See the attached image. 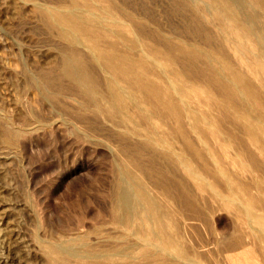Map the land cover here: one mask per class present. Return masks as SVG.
Instances as JSON below:
<instances>
[{
	"label": "bare ground",
	"instance_id": "6f19581e",
	"mask_svg": "<svg viewBox=\"0 0 264 264\" xmlns=\"http://www.w3.org/2000/svg\"><path fill=\"white\" fill-rule=\"evenodd\" d=\"M25 1L65 44L40 95L66 83L70 118L118 141L104 147L118 252L45 246L49 260L264 264V0H173L189 22L168 34L112 0Z\"/></svg>",
	"mask_w": 264,
	"mask_h": 264
},
{
	"label": "rangeland",
	"instance_id": "374dc122",
	"mask_svg": "<svg viewBox=\"0 0 264 264\" xmlns=\"http://www.w3.org/2000/svg\"><path fill=\"white\" fill-rule=\"evenodd\" d=\"M35 1L56 8L71 0ZM112 1L164 34L173 26L182 33L189 22L173 0ZM64 46L29 2L0 0V264H76L51 262L45 246L87 243L99 255H114L121 246L110 219L114 175L104 147L118 143L107 138L110 124H94L92 134L90 122H74L69 114L77 98L66 83L53 81L54 100L37 90L43 72L58 77ZM252 257L250 264H258ZM111 259L84 264L125 262Z\"/></svg>",
	"mask_w": 264,
	"mask_h": 264
}]
</instances>
